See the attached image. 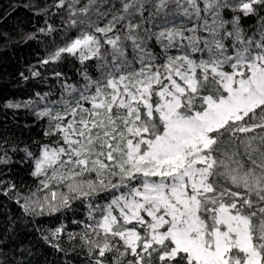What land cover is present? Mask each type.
Listing matches in <instances>:
<instances>
[{"label": "snow or ice", "instance_id": "snow-or-ice-1", "mask_svg": "<svg viewBox=\"0 0 264 264\" xmlns=\"http://www.w3.org/2000/svg\"><path fill=\"white\" fill-rule=\"evenodd\" d=\"M256 6L264 10V0H120L115 11L108 0L68 5L71 16L94 8L98 19H111L103 27L90 21L91 31L43 63L64 54L81 64L95 59L100 76L82 70V83L62 84L60 99L36 112L51 126L45 135L57 139L41 146L32 175L45 177L43 189L67 187L44 196L49 212L110 195L88 205L92 223L81 241L92 264H264V27L248 36L239 16L222 15L227 8L253 15ZM141 30L160 45L163 63ZM104 45L111 50L102 53ZM37 95L44 101L50 93ZM44 204L21 206L42 214Z\"/></svg>", "mask_w": 264, "mask_h": 264}, {"label": "trees", "instance_id": "trees-1", "mask_svg": "<svg viewBox=\"0 0 264 264\" xmlns=\"http://www.w3.org/2000/svg\"><path fill=\"white\" fill-rule=\"evenodd\" d=\"M108 2L116 4L113 11L119 9L120 0ZM228 2L235 5L237 0ZM59 3L60 0H0V157L8 161L0 163V264H92L89 247L81 241V236L90 231L84 225L92 223L88 219V205L91 203L95 208L97 204L110 199L108 193L101 192L88 199H74L70 206L49 212L47 204H44V196L50 191L67 193V187L53 182L49 189H43L40 181L45 177L32 175L34 158L40 155L41 146L52 145L57 139L56 136L45 135L51 126L46 117L38 118L36 112L49 100L60 99L62 84L82 83V70L86 69L94 78L100 76L95 59L81 64L77 57L64 54L58 62L44 64L43 61L75 39L81 31H91L87 27L90 21L103 27L111 19V14L98 19L94 8L87 16L79 11L74 16L70 15L69 4L79 9L88 0H79V3L65 0L63 7H57ZM256 7V14L249 16H244L242 12L234 13L231 8L224 9L222 15L228 21L234 15L239 16L245 35L252 36L264 27V20L261 19L264 10ZM73 19L78 21L75 27L70 24ZM162 21L163 18L157 19L154 24H161ZM151 27L153 31L159 30ZM225 27L231 30L230 23ZM140 36L147 40L148 48L163 63V50L155 39L148 40L143 30ZM225 43L230 44V40ZM125 45L127 57L131 60V43L125 41ZM110 50L109 45L101 48L102 53ZM33 71L39 75L33 76ZM56 72L62 75L57 77ZM45 93L50 95L40 101L37 94ZM25 101L35 103L24 107ZM9 103H21L22 106L6 107ZM28 152L33 154L32 157L28 156ZM26 200H39L44 204L43 213L39 214L42 210L35 205H32L35 211L26 213L21 206ZM55 203L58 204V201ZM61 227L62 232L54 239L51 233ZM69 234L74 239H70ZM45 237H48V241ZM91 237L95 238L94 234ZM53 244H58L61 250L54 248ZM108 259H112V254L108 255Z\"/></svg>", "mask_w": 264, "mask_h": 264}]
</instances>
